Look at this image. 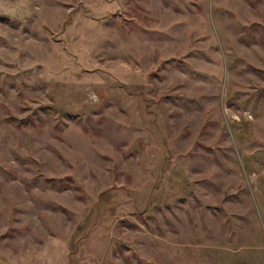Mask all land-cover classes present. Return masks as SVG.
<instances>
[{"label":"rangeland","instance_id":"374dc122","mask_svg":"<svg viewBox=\"0 0 264 264\" xmlns=\"http://www.w3.org/2000/svg\"><path fill=\"white\" fill-rule=\"evenodd\" d=\"M0 264H264V0H0Z\"/></svg>","mask_w":264,"mask_h":264}]
</instances>
